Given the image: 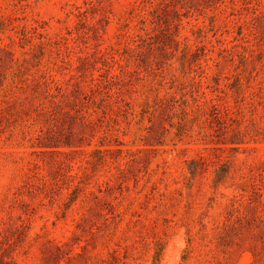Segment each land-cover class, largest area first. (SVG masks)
<instances>
[{
  "label": "rangeland",
  "instance_id": "1",
  "mask_svg": "<svg viewBox=\"0 0 264 264\" xmlns=\"http://www.w3.org/2000/svg\"><path fill=\"white\" fill-rule=\"evenodd\" d=\"M0 264H264V0H0Z\"/></svg>",
  "mask_w": 264,
  "mask_h": 264
}]
</instances>
